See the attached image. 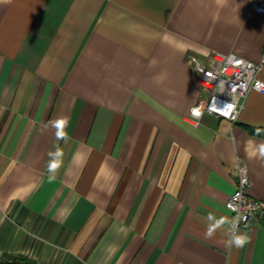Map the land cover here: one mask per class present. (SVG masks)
I'll return each instance as SVG.
<instances>
[{"label":"crops","instance_id":"crops-1","mask_svg":"<svg viewBox=\"0 0 264 264\" xmlns=\"http://www.w3.org/2000/svg\"><path fill=\"white\" fill-rule=\"evenodd\" d=\"M264 0H0V264H264V214L227 249L208 212L232 218L236 161L264 201V94L239 121L207 97L188 54L259 62ZM264 79V71L262 74ZM67 116L70 140L46 125ZM63 165L49 179L47 153Z\"/></svg>","mask_w":264,"mask_h":264},{"label":"built area","instance_id":"built-area-1","mask_svg":"<svg viewBox=\"0 0 264 264\" xmlns=\"http://www.w3.org/2000/svg\"><path fill=\"white\" fill-rule=\"evenodd\" d=\"M253 11L264 16V2L254 3ZM186 63L195 75L199 90L207 93V97L200 99L191 109V118L196 125L200 124L205 113L237 123L249 95L258 92L255 90L256 81L264 85V51L259 62L246 60L235 53L214 52L206 57L188 54ZM258 93L264 94V89ZM231 104L237 105L234 111H229ZM193 110L200 112V117L194 116ZM236 173V191L228 201L233 208H228L231 217H241V230L264 214V201L250 195V169L242 159L236 161Z\"/></svg>","mask_w":264,"mask_h":264},{"label":"clouds","instance_id":"clouds-1","mask_svg":"<svg viewBox=\"0 0 264 264\" xmlns=\"http://www.w3.org/2000/svg\"><path fill=\"white\" fill-rule=\"evenodd\" d=\"M262 89H264V85L256 81L255 90L259 92ZM236 107V104L229 105V111H234ZM193 115L200 117L201 113L193 110ZM69 125L70 119L67 116H60L50 121L46 127H50L54 130L57 141H63L67 144L70 140L67 131ZM53 148L54 150L47 153L49 159L46 164V170L49 174V179H55L63 165V150L58 144H54ZM256 156L257 158L264 159V143H261L256 149ZM228 207L231 209L233 205L229 204ZM203 221L206 225V230L204 232L205 238L211 239L217 232H222L225 237L223 244L229 250L233 248L241 249L250 242L248 235L240 231L241 217L239 215L228 218L225 216L218 217L214 213L208 212L207 215L203 217Z\"/></svg>","mask_w":264,"mask_h":264},{"label":"trees","instance_id":"trees-1","mask_svg":"<svg viewBox=\"0 0 264 264\" xmlns=\"http://www.w3.org/2000/svg\"><path fill=\"white\" fill-rule=\"evenodd\" d=\"M246 128L252 134L264 137V128H252V127H246ZM13 264H36V262L29 260L27 258L16 257L13 259Z\"/></svg>","mask_w":264,"mask_h":264}]
</instances>
